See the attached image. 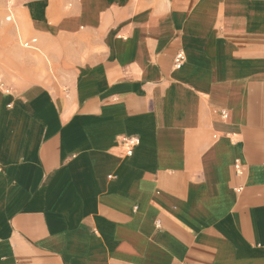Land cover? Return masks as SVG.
I'll return each mask as SVG.
<instances>
[{
  "label": "crops",
  "instance_id": "obj_1",
  "mask_svg": "<svg viewBox=\"0 0 264 264\" xmlns=\"http://www.w3.org/2000/svg\"><path fill=\"white\" fill-rule=\"evenodd\" d=\"M0 264H264V0H0Z\"/></svg>",
  "mask_w": 264,
  "mask_h": 264
},
{
  "label": "built area",
  "instance_id": "obj_2",
  "mask_svg": "<svg viewBox=\"0 0 264 264\" xmlns=\"http://www.w3.org/2000/svg\"><path fill=\"white\" fill-rule=\"evenodd\" d=\"M35 42H36L35 38H30L28 40L22 41L21 45L25 48H34ZM184 60H185L184 51L182 49H179L174 55L173 67L179 68L184 63ZM220 114H221V116L224 117L226 115V111L224 109H222L220 111ZM119 142L124 147L125 153L127 155H130L132 153L134 147L139 144V138L136 136H121V137H119ZM235 167L238 168L239 165L235 164Z\"/></svg>",
  "mask_w": 264,
  "mask_h": 264
},
{
  "label": "rangeland",
  "instance_id": "obj_3",
  "mask_svg": "<svg viewBox=\"0 0 264 264\" xmlns=\"http://www.w3.org/2000/svg\"><path fill=\"white\" fill-rule=\"evenodd\" d=\"M19 34H20V36H21V39L24 41V40H26L27 38H30V37H32L33 35H25V34H23L22 33V31H19ZM35 47L37 48V49H27V48H25L26 50H30L31 51V53L35 56V54L36 53H40L39 52V50H42V51H44L42 48H40L39 50H38V46H37V44L35 43ZM46 67L47 68H49V71H50V73H51V76H53V78L54 79H58V76L55 74V69H56V66H55V64H53L52 62H51V65L49 66L48 64L46 65Z\"/></svg>",
  "mask_w": 264,
  "mask_h": 264
}]
</instances>
